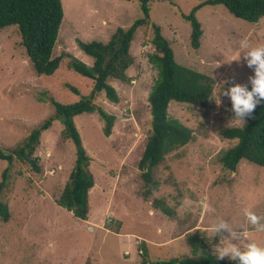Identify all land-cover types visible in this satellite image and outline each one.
Here are the masks:
<instances>
[{
	"label": "rangeland",
	"instance_id": "1",
	"mask_svg": "<svg viewBox=\"0 0 264 264\" xmlns=\"http://www.w3.org/2000/svg\"><path fill=\"white\" fill-rule=\"evenodd\" d=\"M201 1H150L151 22L137 27L131 41L135 60L126 71L129 81L107 79L118 93L117 103L104 91L92 92L93 80L72 70L65 54L71 52L92 65L79 41L106 42L116 28L128 27L143 16L139 0H61L63 18L52 56L63 58L50 75L34 71L15 26L0 29V147L20 146L33 128L54 116L51 98L71 104L93 93L89 100L115 116L109 136L97 112L74 116L95 180L88 192L86 220L55 202L76 158L61 120L41 132L28 154L31 160L37 158L38 170L28 160L15 158L8 164L0 159V181L8 166L0 200L10 212L8 221L0 219V264H141L197 257L191 238L198 246L203 241L214 254V248L226 241L207 232L213 222L222 218L239 225L245 208L264 216L262 168L245 160L233 172L223 167L222 157L237 139L224 138L221 132L243 125L232 119L231 102L220 93L231 83L251 86L253 70L243 60L242 66L227 60L239 54L242 40L250 46L264 43V16L250 22L222 4L204 5L196 11L203 32L195 49L190 44V23L182 13ZM152 23L161 27L177 63L214 77L216 83L205 106L169 102L168 117L187 126L191 139L166 153L152 168V180L145 182L139 161L151 135L148 94L158 77L148 61L153 52ZM214 93L221 100L219 106ZM154 207L159 212H153ZM247 231L252 241L264 246V232L251 226Z\"/></svg>",
	"mask_w": 264,
	"mask_h": 264
},
{
	"label": "trees",
	"instance_id": "2",
	"mask_svg": "<svg viewBox=\"0 0 264 264\" xmlns=\"http://www.w3.org/2000/svg\"><path fill=\"white\" fill-rule=\"evenodd\" d=\"M139 1L143 16L126 28H116L107 42L79 41L80 48L93 57L91 66L69 53L65 54L70 58L68 65L72 70L93 80L92 92L104 91L105 97L111 102L117 103L119 97L114 87L107 83V79L129 81L130 77L126 71L135 60L130 53L131 41L137 27L151 22L149 13L151 0ZM214 4H222L235 17L250 22H257L264 16V0H203L194 5L189 13H182L183 18L190 23V44L195 49L200 45L203 32L196 11L204 5ZM62 18L61 0H0V29L15 26L17 31L19 30L20 43L24 45L34 71L38 75L52 74L63 58L62 55L52 56ZM152 27L153 36L150 43L153 52L148 54V61L158 70V77L148 94L151 135L145 143L139 161L145 182L152 180V168L162 161L166 153L186 144L191 139V131L187 126L177 119L168 117L169 102L175 100L198 107L205 106L211 96L212 86L216 83L213 77L177 63L168 39L161 33V27L155 23H152ZM247 86L251 89L250 85ZM72 89L76 93L79 92L75 88ZM87 99H89L88 96H82L80 100L71 104L49 99L55 108L54 116H50L41 125L33 128L20 146L0 147V159L7 161L8 164L15 158L22 161L28 160L33 168L38 170L37 158L31 160L28 154L34 151L41 132L46 130L53 120H61L64 125L62 133L72 140L76 158L69 179L55 202L82 220L87 219L88 192L94 186V178L88 169L90 158L82 144L81 136L74 123V116L82 112H97L104 121L103 132L106 136L111 134L115 119L114 115ZM221 135L227 139H237V143L224 153L223 167L233 172L240 160H245L264 168V103L255 108L251 117L245 118V124L242 127L226 128ZM7 171L8 166L2 172L0 194L2 188L5 187ZM165 212L170 214L166 209ZM9 218L8 204L0 200V219L8 221ZM191 239H193L191 241L192 253L193 255L199 254L197 257L181 259L172 257L149 264H236L228 258L216 259L214 254L204 248L203 241L198 246L195 238ZM141 264L147 263L143 261Z\"/></svg>",
	"mask_w": 264,
	"mask_h": 264
},
{
	"label": "clouds",
	"instance_id": "3",
	"mask_svg": "<svg viewBox=\"0 0 264 264\" xmlns=\"http://www.w3.org/2000/svg\"><path fill=\"white\" fill-rule=\"evenodd\" d=\"M240 49L239 54L227 62L243 60L244 64L253 70V75L249 76L251 89L245 84L231 83L220 93L231 102L232 119L244 125L245 118L251 117L255 108L264 103V43L250 46L247 40H242ZM224 83L229 82L226 80ZM213 98L219 106L221 100L217 93H214ZM243 215L244 222L239 225L219 218L209 226L207 232L211 237L220 236L226 241V243L218 244L213 253L216 259L228 258L236 264H264V246L252 241L247 231V228L251 226L258 232H264V216L257 215L248 208L243 210ZM224 233L227 235L225 236Z\"/></svg>",
	"mask_w": 264,
	"mask_h": 264
},
{
	"label": "crops",
	"instance_id": "4",
	"mask_svg": "<svg viewBox=\"0 0 264 264\" xmlns=\"http://www.w3.org/2000/svg\"><path fill=\"white\" fill-rule=\"evenodd\" d=\"M122 28H123V27H122ZM124 28H126V27H124ZM114 31H115V30H114ZM112 33H113V32H112ZM112 33H111V35H112ZM111 35H110V36H111ZM109 39H110V37H109ZM109 39H108V40H109ZM108 40H107V41H108ZM107 41H106V42H107ZM104 43H105V42H104ZM198 48H199V47H198ZM68 53H70L71 55H73L71 52H68ZM87 55H88V54H87ZM73 56H74V55H73ZM89 56H90V55H89ZM27 57H28V56H27ZM75 57H76V56H75ZM90 57H91V56H90ZM76 58H77V57H76ZM28 59H29V58H28ZM78 59H79V58H78ZM92 59H93V57H92ZM79 60H80V59H79ZM208 60H211V58H208ZM212 60H213V59H212ZM29 61H30V59H29ZM81 61H82V60H81ZM241 62H242V61H241ZM241 62L238 64L239 66H242V65H243V64H241ZM89 66H91V65H89ZM119 81H120V80H119ZM55 120H56V119H55ZM53 121H54V120H53ZM53 121H52V122H53ZM74 123H75V122H74ZM260 167H261V166H260ZM261 168H262V170L264 171V168H263V167H261ZM94 183H95V180H94ZM154 208H155V207H154ZM153 212H159V210H157V209L155 208V211L153 210ZM165 214H168V213L165 212ZM162 215H163V214H162ZM168 215H169V214H168ZM164 216H166V215H164ZM249 237H250V232H249ZM135 264H138V263H135ZM147 264H149V263L147 262Z\"/></svg>",
	"mask_w": 264,
	"mask_h": 264
},
{
	"label": "water",
	"instance_id": "5",
	"mask_svg": "<svg viewBox=\"0 0 264 264\" xmlns=\"http://www.w3.org/2000/svg\"><path fill=\"white\" fill-rule=\"evenodd\" d=\"M90 96H91V98H92V97H93V93H92ZM91 98H89V99H91ZM89 99H88L87 101H91V100H89Z\"/></svg>",
	"mask_w": 264,
	"mask_h": 264
}]
</instances>
